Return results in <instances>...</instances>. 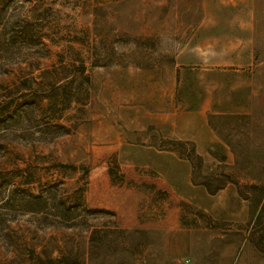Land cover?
Masks as SVG:
<instances>
[{
    "label": "rangeland",
    "instance_id": "obj_1",
    "mask_svg": "<svg viewBox=\"0 0 264 264\" xmlns=\"http://www.w3.org/2000/svg\"><path fill=\"white\" fill-rule=\"evenodd\" d=\"M0 264H264V0H0Z\"/></svg>",
    "mask_w": 264,
    "mask_h": 264
},
{
    "label": "crops",
    "instance_id": "obj_2",
    "mask_svg": "<svg viewBox=\"0 0 264 264\" xmlns=\"http://www.w3.org/2000/svg\"><path fill=\"white\" fill-rule=\"evenodd\" d=\"M203 131H205V128L203 129Z\"/></svg>",
    "mask_w": 264,
    "mask_h": 264
}]
</instances>
